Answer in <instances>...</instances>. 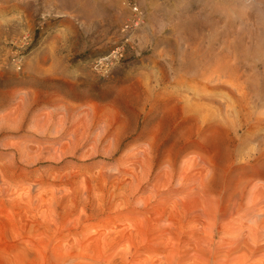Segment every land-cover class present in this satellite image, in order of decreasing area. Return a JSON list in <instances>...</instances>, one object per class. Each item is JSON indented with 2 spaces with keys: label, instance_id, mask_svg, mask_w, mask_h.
<instances>
[{
  "label": "rangeland",
  "instance_id": "1",
  "mask_svg": "<svg viewBox=\"0 0 264 264\" xmlns=\"http://www.w3.org/2000/svg\"><path fill=\"white\" fill-rule=\"evenodd\" d=\"M127 1L0 0V264H264V0Z\"/></svg>",
  "mask_w": 264,
  "mask_h": 264
},
{
  "label": "bare ground",
  "instance_id": "2",
  "mask_svg": "<svg viewBox=\"0 0 264 264\" xmlns=\"http://www.w3.org/2000/svg\"><path fill=\"white\" fill-rule=\"evenodd\" d=\"M241 1H242V0H241ZM251 1H252V0H251ZM253 1H254V0H253ZM255 3H256V2H255ZM243 4H244V3H243ZM247 4H248V2H247ZM258 4H259V3H258ZM245 5H246V4H245ZM253 5H254V4H252V6H253ZM259 5H260V4H259ZM252 6H251V7H252ZM256 6H257V5H256ZM258 7H259V6H258ZM262 7H263V5H262ZM252 8H253V7H252ZM260 8H261V7H260ZM245 9H247V8H245ZM260 11H261V10H260ZM254 12H255V11H254ZM261 12H262V11H261ZM256 13H258V12H256ZM261 14H263V13H261ZM256 15L259 16L260 14H256ZM139 16H141V12H139ZM254 16H255V14H254ZM255 17H256V16H255ZM255 17H254V18H255ZM243 18H244V17H243ZM256 18H257V17H256ZM259 18H260V17H259ZM259 18H258V19H259ZM261 18H262V17H261ZM263 19H264V18H263ZM263 19H262V20H263ZM248 21H249V20H248ZM248 21H246V22H248ZM254 21H255V20H254ZM256 21H257V20H256ZM256 21H255V22H256ZM259 21L261 22V20H259ZM252 22H253V21H252ZM257 22H258V21H257ZM260 22L257 23V24L259 25ZM253 24H254V23H253ZM257 24H256V25H257ZM250 25H252V23H251ZM253 27H254V26H253ZM256 27L258 28V27H260V26H256ZM256 27H254V28H256ZM257 28H256V29H257ZM257 30H259V29H257ZM257 30H256V31H257ZM257 33H258V32H257ZM257 33H256V34H257ZM257 35H258V34H257ZM257 35H256V36H257ZM252 38H253V37H252ZM253 41H254V40H253ZM256 43H257V42H256ZM252 44H253V43H252ZM250 45H251V44H250ZM248 46H249V45H248ZM258 46H259V45H258ZM254 47H255V46H254ZM247 48H248V47H247ZM236 49H237V48H236ZM243 49H244V48H243ZM255 49H256V48H255ZM255 49H254V52H258V51H255ZM258 49H259V48H258ZM258 49H257V50H258ZM261 49H262V48H261ZM251 51H252V50H251ZM236 52H237V51H236ZM260 52H261V51H260ZM258 53H259V52H258ZM238 55H239V54H238ZM256 55H257V54H256ZM258 55H259V54H258ZM258 55H257V56H258ZM254 56H255V55H254ZM249 57H251V56H249ZM251 59H252V58H251ZM60 117H61V116H60ZM37 129H38V128H37ZM196 163H197V164H196ZM196 163H195V164L197 165V167L199 166V164H201L200 162H199V164H198V161H197ZM196 165H195V166H196ZM195 166H194V167H195ZM197 167H196V168H197ZM200 167H201V166H199L198 169L201 170L202 168H200ZM203 167H204V166H203ZM204 168H205V167H204ZM204 168L202 169V172L204 171ZM196 170H197V169H196ZM197 172H201V171H197ZM197 174H198V173H197ZM201 174H203V173H201ZM206 175H207V174H206ZM195 176H196V175H195ZM200 176H201V175H200ZM196 177H197V176H196ZM196 177H195V178H196ZM201 177H202V176H201ZM201 177H197V178H198V179H199V178L201 179ZM205 177H206V176H205ZM198 179H197V180H198ZM200 179H199V180H200ZM202 179H206V178H203V177H202ZM203 181H204V180H203ZM198 182H199V181H198ZM200 182H202V180H200ZM205 183H206V180H205ZM203 184H204V183H203ZM235 191H236V190H235ZM239 192H240V191H239ZM242 192L244 193V191H242ZM242 192H240V194H241ZM243 193H242V194H243ZM238 195H239V194H237V196H238ZM239 196H240V195H239ZM241 198H242V195H241ZM244 198H245V196H244ZM244 198H242V199H244ZM236 199H238V198H236V196H235L234 193H233L232 196H231V203H232V206L229 207V209H228L229 212H238V213H240V212L242 211V206H243L242 199H240V200H239V199L236 200ZM234 200H236V202H234ZM247 207H248V206H247ZM252 210H253V209H252ZM208 214H209V213H208ZM212 214H213V212H212ZM212 214H211V215H212ZM217 214H218V216H219V212H218L217 210H214V215L217 216ZM211 215H210V216H211ZM232 216H233V215H232ZM210 218H211V217H210ZM219 218H220V216H219ZM231 218H232V217H231ZM232 219H234V218H232ZM235 219H236V218H235ZM235 219H234L233 221H235ZM239 219H240V218H239ZM215 220H217V219L215 218ZM218 220H219V219H218ZM226 220H227V218H226ZM213 222H216V221H214V216H213ZM222 223H223V222H222ZM224 223H225V222H224ZM215 224H216V223H215ZM215 224L213 223V225H215ZM217 225H218V224H217ZM219 227H220V226H219ZM240 230H241V229H240ZM213 232H214V231H213ZM212 235H213V234H212ZM232 235H233V234H232ZM238 235H239V233H238ZM238 235H237V236H238ZM239 236H240V235H239ZM232 238H235L234 235L232 236ZM236 239H237V238H236ZM236 239H235V240H236ZM230 242H231V241H229L228 243H230ZM237 243H238V242H237ZM237 243H236V244H237ZM210 245H211V243H210ZM237 245H238V244H237ZM239 245H240V244H239ZM225 246H226V245H225ZM228 247H229V246H228ZM236 247H237V246H236ZM214 248H215V246H214ZM225 248H226V247H225ZM218 249H219V247H218ZM223 250H224V249H223Z\"/></svg>",
  "mask_w": 264,
  "mask_h": 264
},
{
  "label": "built area",
  "instance_id": "3",
  "mask_svg": "<svg viewBox=\"0 0 264 264\" xmlns=\"http://www.w3.org/2000/svg\"><path fill=\"white\" fill-rule=\"evenodd\" d=\"M127 3L129 5V7L131 8V10L133 11L135 16H134L132 21L127 23L122 28V33L125 34L126 36L133 33V31H135V29H137V27L140 25V22H141V16H139L140 10H139V7L137 6V4L135 2H133V0H128ZM118 50L115 51V53L119 52Z\"/></svg>",
  "mask_w": 264,
  "mask_h": 264
}]
</instances>
